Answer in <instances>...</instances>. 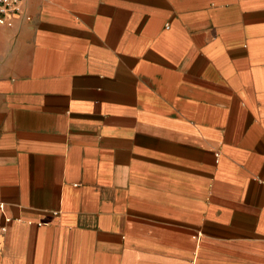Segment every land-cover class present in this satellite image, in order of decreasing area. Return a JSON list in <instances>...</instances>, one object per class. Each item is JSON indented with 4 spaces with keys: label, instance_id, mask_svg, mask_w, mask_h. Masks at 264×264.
<instances>
[{
    "label": "crops",
    "instance_id": "crops-1",
    "mask_svg": "<svg viewBox=\"0 0 264 264\" xmlns=\"http://www.w3.org/2000/svg\"><path fill=\"white\" fill-rule=\"evenodd\" d=\"M0 204V264H264V0H23Z\"/></svg>",
    "mask_w": 264,
    "mask_h": 264
},
{
    "label": "built area",
    "instance_id": "built-area-1",
    "mask_svg": "<svg viewBox=\"0 0 264 264\" xmlns=\"http://www.w3.org/2000/svg\"><path fill=\"white\" fill-rule=\"evenodd\" d=\"M22 8L23 0H0V27L10 28L13 18L22 11ZM2 209L3 205L0 204V212ZM7 222H11V219H7ZM5 230L6 227L3 228V231Z\"/></svg>",
    "mask_w": 264,
    "mask_h": 264
}]
</instances>
